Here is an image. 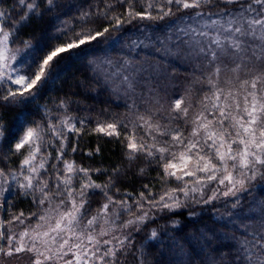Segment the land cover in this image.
Returning <instances> with one entry per match:
<instances>
[{
    "label": "snow or ice",
    "instance_id": "6c2138e0",
    "mask_svg": "<svg viewBox=\"0 0 264 264\" xmlns=\"http://www.w3.org/2000/svg\"><path fill=\"white\" fill-rule=\"evenodd\" d=\"M137 4L143 11H136ZM220 4L226 7L219 8ZM16 5L23 9L17 20H12L10 11L0 10V62L17 60L15 55H7L10 37L11 43H15L19 39L18 32L29 23L30 17L42 19L61 7L59 0H16ZM117 6L124 8L120 15L113 14ZM174 7L184 14L177 16ZM78 11L75 24L61 20L59 15L52 17L55 32L47 43L37 46L31 41H22L28 55L17 66L3 63L0 108L35 102L45 85L59 78L56 65L65 55L95 51L100 44L118 39L114 33L122 32L125 25L133 21L144 24L137 28L135 38L130 37L131 43L125 45L129 57L118 60L101 57L89 61L92 79L101 87L124 95L125 107L130 113L121 120L105 111L112 122L95 118L96 127L91 131L115 138L128 153L129 160L143 157L155 164L162 173L157 177L162 185L169 181L177 184L176 188H167L159 194H153L148 185H144L151 200L144 192L139 198L132 197L141 214L125 221L122 227L139 232L147 222L155 220V214L144 210L145 204L149 210L174 212L185 206L186 201L209 207L213 202L222 203L225 211L212 207L214 220L242 234L219 233L232 248L231 259H227L229 253L224 252L220 259L224 264H264V198L256 195L264 191V0H91L87 9ZM166 18L169 23L163 25L162 31L149 30L152 26L144 23ZM94 20L107 22L111 29L88 27ZM7 24H11V31L6 29ZM58 40L63 43L56 44ZM39 52L45 55L39 56ZM143 52L158 55L165 62L172 60L181 67L191 62L193 71L201 73L200 83L206 82L211 94L203 97L201 111L190 121L189 108L182 106V99L174 100L167 114L163 106L154 107L159 105V98L150 81L168 73L159 62L142 57L144 62L138 63L130 58ZM225 70L233 76L221 81ZM241 75L247 78L241 80ZM233 79L239 81V88L226 87ZM12 86H17L16 91ZM137 87L146 88L147 93H137ZM68 103L71 101L60 100L54 106L66 112ZM38 109L43 112L44 123L34 120L31 123L35 126L30 127L21 118L15 138L9 142V152L26 155L19 173H4L0 169V196L10 190L7 185L11 176L24 196L39 192L38 198L33 196L34 202L37 206H48L42 208L41 213L31 214L37 221L31 233L28 230L19 234L11 232L7 227L11 221L0 220V264L22 252L32 255V264H59L61 261L63 264H116L117 253L125 254L131 243V233L123 237L111 235L115 231L113 225L121 213L131 212L133 205L108 195L110 186L115 185L112 178L105 185L97 184L88 169L64 160L67 146L64 133L79 135L94 118L63 116L56 117L58 123L52 124L51 109L47 105H40ZM160 119L168 123H160ZM173 121L190 124L191 132L185 136L183 129L173 125ZM5 129L0 116V152L4 151ZM46 133L51 137L47 141ZM56 143L60 147L55 149L53 158L48 149ZM71 151H77L75 145ZM95 151L98 154L99 147ZM51 159L55 163L49 164ZM60 164L62 169L58 167ZM49 167L52 168L51 187L44 179L49 176ZM92 171L100 173L102 170ZM119 174L118 168L113 170V176ZM74 180L80 181L78 189ZM53 191L54 197L49 194ZM97 193L107 202L95 215H89L92 211L90 196ZM245 196L249 198L247 208L243 203ZM57 199L59 202L55 203ZM0 211L6 209L0 205ZM194 215L189 213L190 218ZM23 216V213L14 215L12 220L22 224ZM173 227H177V222H173ZM212 238L207 232L201 233L198 254L207 253V264H220L203 244L204 240L211 243ZM157 239V231L151 230L149 240ZM174 244L180 249L178 260L182 259L183 245L178 240ZM69 254L71 259H65ZM140 264H143L142 259Z\"/></svg>",
    "mask_w": 264,
    "mask_h": 264
},
{
    "label": "trees",
    "instance_id": "16d2710c",
    "mask_svg": "<svg viewBox=\"0 0 264 264\" xmlns=\"http://www.w3.org/2000/svg\"><path fill=\"white\" fill-rule=\"evenodd\" d=\"M109 2H113V0H109ZM90 3L91 0H59L61 7L56 12L48 13L42 19L30 17L29 23L18 32L19 39H16L15 43H11L12 37H10L9 49L12 55L17 57V60L14 61L15 65L17 66L18 62L28 55L22 41H31L33 45L37 46L47 43L55 32L52 21L54 15H59L61 20H67L75 24V18L80 14L78 9H87ZM14 6L16 7L14 8ZM100 7L103 8V4ZM225 7L223 4L219 5V8ZM0 10L10 11L12 20H17L19 14L23 12V9H19L16 5V0H0ZM136 11H143V8L137 4ZM173 11L176 12L177 16L184 14L183 12H177L175 7ZM123 12L124 8L117 6L113 14L120 15ZM121 19H123L122 15ZM172 19H175V17H172ZM56 23H59V21H56ZM144 23L152 26L149 30L162 31L163 25L169 23V20L166 18L164 21H146ZM143 26L144 24H137V22L133 21L131 24L125 25L122 32L114 33L115 38L118 39L100 44L95 51L78 56L65 55V58L56 65L59 78L45 85L35 102L0 108V116L3 117V123L6 125L4 151L0 152V169H3L4 173H19L21 171V161L26 155V153L24 155H16L8 151L9 142L15 138L20 119L23 118L27 121L30 127L35 126L31 123L34 120L44 123L43 112L38 109V106L47 105L51 109L52 124L58 123L56 117L73 116L83 118L88 116L94 118L88 123L87 128L80 130L79 135L73 132L64 133L67 136L64 160L74 162L76 166L88 169L91 179L97 184L105 185L108 183L109 178L115 181L114 187L110 186L111 190L108 195L117 201L127 200L130 205H133L131 212L121 213L116 221L118 226L141 214V210L137 209L133 204L132 197L139 198V194L144 192V195L151 200L148 192L144 189V185H148L153 194H159L167 188L177 187L174 181H169L167 184L162 185L161 180L157 179L158 175H162V173H160V169L155 164L149 163L143 157L129 160L127 158L128 153L115 138L103 137L91 131V129L96 127L95 118L112 122V119L104 114L105 111L121 120L126 119L130 113L125 107L126 97L124 95L114 93L106 87H101L99 83L92 79L89 61L101 57H110L113 60L129 57L125 45L131 43L130 37L135 38L134 34L137 28ZM88 27H95L97 30H102L103 27L111 29V25L100 20H94ZM6 29L11 31V24H7ZM79 30L80 28L77 27V31ZM55 43L61 44L63 41L58 40ZM38 55L44 56L45 53L39 52ZM142 57L151 62H159L162 69L168 73V75H160L150 81L151 87L159 98V105H154V107L163 106L162 110L167 114L172 102L182 99V106H188L189 108V121L194 118L195 114L201 111L203 97L211 94L208 91L206 82L204 84L200 83L203 80L201 73L193 71L191 62L181 67L179 63L172 60L165 62L160 56L153 55L151 52H143L140 56L133 54L130 58L138 63H143L144 59ZM21 74L25 73L22 72ZM232 76L233 74L230 71L225 70L221 74L220 79L221 81H226L231 79ZM246 78L243 75L240 76L241 80ZM226 87L239 88L240 84L239 81L233 79L232 83L226 85ZM16 89L17 86H12L13 91H16ZM136 91L137 93H147V89L144 87H137ZM4 94L6 95L7 93L5 92ZM60 100L71 101V103H68L66 112L58 111L54 106ZM127 102L131 103V100H127ZM141 112H143V109H141ZM160 123L168 122L160 119ZM172 124L181 127L185 136L191 132L190 124L185 125L183 122L176 124L175 121ZM76 127L79 129L80 125L77 123ZM50 138L46 133L45 140L47 141ZM121 138H123V132ZM73 145L77 148L74 153L71 151ZM59 147V143L54 144L49 147L48 153H51L54 158L56 156L55 149ZM97 147L100 149L98 154L95 151ZM21 151L23 152L24 150ZM89 152L92 153L91 156L87 155ZM48 153H45V155H48ZM52 163H55L54 159L49 160V164ZM58 167L62 169L63 165L60 164ZM117 168L120 170V174L113 176V170ZM94 169H101L102 171L95 173L92 171ZM140 169H144V172L141 173ZM48 172L49 176L44 177V179L51 187V167H49ZM18 178L22 180V177ZM8 179L10 183L7 187L10 190L6 191L0 198V205L6 209V211H0V220L11 221V224L7 225L11 232L34 226L37 221L31 214L41 213V209L48 205L37 206L33 196L38 198L40 196L39 192H30L26 197L15 186V181H12L11 176ZM73 183L78 189L80 181L74 180ZM256 183L259 184L260 181L257 180ZM117 189L119 192H117ZM125 192L132 195L124 196L123 193ZM49 194L53 197L55 196L54 191ZM208 194L206 192V196ZM256 195L264 198V191L257 192ZM248 199L247 196L244 197L245 208L249 206ZM90 200L92 211L89 215H95L101 205L107 202L100 193L90 196ZM58 202V199L55 200V203ZM212 207L225 211L222 203L213 202ZM212 207L186 201L185 206L174 212H168L167 210L157 212L155 209L149 210L145 204L144 210H148L150 215L155 214L156 219L147 222L146 225L141 227L139 232L134 231L133 228L129 231L131 233V243L125 249V254L117 253L116 264H140V259L143 260V264H207V253L198 254L201 248L202 232H207L213 237L211 243L207 240L203 241V244L207 246V252L211 253L217 261H220V264H224V261L220 259V254L221 252L229 253L227 259H231L232 248L228 241L221 239L219 233L225 232L236 236H240L242 233L226 224L216 222L212 216ZM112 211V206H110L109 213ZM117 211L120 210L117 209ZM190 212L195 214L194 217L190 218ZM20 213L24 214L21 217L24 220L22 224L19 221L12 220L14 215L19 216ZM174 221L177 222V227L175 228L173 227ZM153 229L158 234V239L154 241L149 240L150 232ZM7 234L8 232L6 231L5 235ZM176 240L183 245L182 259L179 260L177 255L180 249L174 244Z\"/></svg>",
    "mask_w": 264,
    "mask_h": 264
},
{
    "label": "rangeland",
    "instance_id": "374dc122",
    "mask_svg": "<svg viewBox=\"0 0 264 264\" xmlns=\"http://www.w3.org/2000/svg\"><path fill=\"white\" fill-rule=\"evenodd\" d=\"M7 55L12 56L10 49H9V52L7 53ZM3 63H8L11 66H16L13 60H7V61L0 62V70H2ZM8 70L10 71L11 69L9 68ZM0 198H1V196H0ZM34 226H30V227L22 229V230L21 229L20 230H14L12 232L19 234L25 230H28L31 233L32 228H34ZM122 226L123 225L118 226L115 223V225H113V228L115 229V231H113L111 233V235L123 237L124 235H127L129 233V231H131V229H132V228L124 229ZM104 227H108V225H104ZM44 230H46V228L41 229V231H44ZM25 239L27 240V238H25ZM65 259H71V254H69V256L66 257ZM2 264H32V255L28 252H22L18 255H14L11 258H7V259L3 260ZM59 264H63V261L59 262Z\"/></svg>",
    "mask_w": 264,
    "mask_h": 264
}]
</instances>
